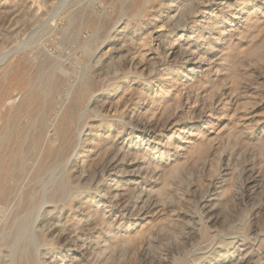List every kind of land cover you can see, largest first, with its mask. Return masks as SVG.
I'll use <instances>...</instances> for the list:
<instances>
[{
  "label": "rangeland",
  "instance_id": "374dc122",
  "mask_svg": "<svg viewBox=\"0 0 264 264\" xmlns=\"http://www.w3.org/2000/svg\"><path fill=\"white\" fill-rule=\"evenodd\" d=\"M0 264H264V0H0Z\"/></svg>",
  "mask_w": 264,
  "mask_h": 264
},
{
  "label": "bare ground",
  "instance_id": "6f19581e",
  "mask_svg": "<svg viewBox=\"0 0 264 264\" xmlns=\"http://www.w3.org/2000/svg\"><path fill=\"white\" fill-rule=\"evenodd\" d=\"M71 118H72V114L67 113V114H66V118H65L66 124H65V126L63 127V128H64V131H69V126H68V124L70 123ZM102 198H103V197H102Z\"/></svg>",
  "mask_w": 264,
  "mask_h": 264
}]
</instances>
